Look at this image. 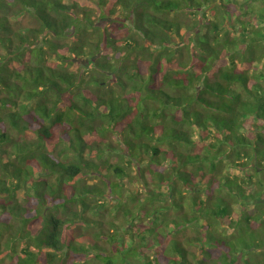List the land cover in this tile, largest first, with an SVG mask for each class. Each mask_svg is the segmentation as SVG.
I'll use <instances>...</instances> for the list:
<instances>
[{
    "label": "trees",
    "instance_id": "1",
    "mask_svg": "<svg viewBox=\"0 0 264 264\" xmlns=\"http://www.w3.org/2000/svg\"><path fill=\"white\" fill-rule=\"evenodd\" d=\"M0 264H264V0H0Z\"/></svg>",
    "mask_w": 264,
    "mask_h": 264
},
{
    "label": "rangeland",
    "instance_id": "2",
    "mask_svg": "<svg viewBox=\"0 0 264 264\" xmlns=\"http://www.w3.org/2000/svg\"><path fill=\"white\" fill-rule=\"evenodd\" d=\"M21 22H22L23 24H25V23H26V20H25V19H22Z\"/></svg>",
    "mask_w": 264,
    "mask_h": 264
}]
</instances>
